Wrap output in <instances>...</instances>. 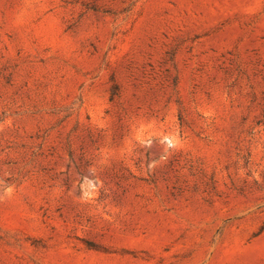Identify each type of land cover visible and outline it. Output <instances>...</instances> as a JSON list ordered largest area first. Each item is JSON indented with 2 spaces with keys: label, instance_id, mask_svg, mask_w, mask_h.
<instances>
[{
  "label": "rangeland",
  "instance_id": "374dc122",
  "mask_svg": "<svg viewBox=\"0 0 264 264\" xmlns=\"http://www.w3.org/2000/svg\"><path fill=\"white\" fill-rule=\"evenodd\" d=\"M0 264H264V0H0Z\"/></svg>",
  "mask_w": 264,
  "mask_h": 264
}]
</instances>
